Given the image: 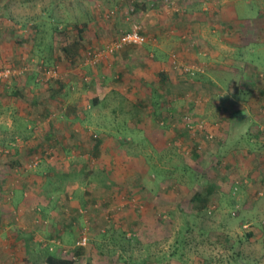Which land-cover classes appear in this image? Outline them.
<instances>
[{"label": "rangeland", "instance_id": "obj_1", "mask_svg": "<svg viewBox=\"0 0 264 264\" xmlns=\"http://www.w3.org/2000/svg\"><path fill=\"white\" fill-rule=\"evenodd\" d=\"M171 2L0 0V69L25 71L0 82V206H8V211L16 208L25 199L19 187L27 197L19 213L2 215L12 225L8 239L0 245L1 264H45L46 252L56 258H74L75 264H235L237 260L264 264L260 211L264 195H258L264 190L251 186L258 180L243 166L253 154L263 152L251 145L247 134L263 118L252 113L250 129L232 121L228 130V117L219 112L222 107L227 112L240 106L229 101L232 92L240 98L245 95L241 89L254 90L257 79L260 89L264 52L258 47L243 49L242 57L253 71L248 65L240 73L235 62H224L227 69L221 66L214 73L205 65L186 63L184 55H174L175 87L167 89L173 97L183 94L177 97L188 99L154 108L147 95L149 83L140 89L138 83L141 78L154 81L160 72L166 75L164 68L151 61L156 43L149 20L154 17L159 25L166 17L169 22L172 19L174 24L163 32L172 30L185 14V6ZM232 9L238 19H260L264 0H240ZM76 23L86 24L82 40L75 33ZM134 25L145 36V45L125 46L96 65L86 63L91 54ZM55 27L57 33L52 31ZM185 37L187 49L194 50V39ZM65 45L77 53L75 65L66 59ZM179 60L185 63L179 65ZM182 66L198 67L201 72H187ZM44 68L55 69L58 77L40 80ZM250 71L255 76H248ZM120 72L125 75L119 81ZM97 76L105 80V90L103 86L98 94ZM213 77L217 88L210 86H214ZM251 81L254 87L247 86ZM91 83L94 91L88 89ZM155 86L158 94L166 87L160 81ZM216 92L220 97L214 102L210 94ZM53 94L59 95L61 103L50 98ZM104 94L105 100L93 107L90 101ZM255 94L254 110H258L259 92ZM164 111L168 115L160 122L161 132L126 127L138 122L139 115L141 123L152 128L154 116L163 117ZM84 112L90 122L73 125L77 120L72 115L83 119ZM116 123L121 133L109 132ZM104 130L109 132L104 140L113 145L106 151L98 146L104 142ZM51 137L65 141L72 150L63 154L53 149ZM39 143L46 147L31 153ZM16 157L19 165L8 166ZM255 158L254 162L259 160ZM251 165L253 172L262 170ZM44 177L51 183L46 185ZM208 183L213 195L208 206L197 212L191 199ZM250 189H256L253 195L247 193ZM246 200H262L259 214L245 211ZM83 236L87 243L78 251L81 246L76 242Z\"/></svg>", "mask_w": 264, "mask_h": 264}, {"label": "crops", "instance_id": "obj_2", "mask_svg": "<svg viewBox=\"0 0 264 264\" xmlns=\"http://www.w3.org/2000/svg\"><path fill=\"white\" fill-rule=\"evenodd\" d=\"M156 1L157 0H148L150 4ZM161 1L168 3V0H161ZM174 1H177L180 6L182 5L185 6V8L183 9L185 10V14L181 15L182 17L180 19L179 24L175 23V25L172 26V30L166 33L163 32V31H167L165 29L166 27L168 28L170 25L174 24L172 22V19L169 22L167 21L168 18L166 17L164 18V23L161 22L159 23V25L155 21L154 17L153 18L151 17V19L153 20H149L150 30L153 31L152 36H154V42L156 43V44H153L154 42L152 41L153 42L152 43L153 53L150 55L152 57L151 61L154 62L155 65H158V68L160 67V68L165 69L166 81H167L166 82L167 85H165L166 86L165 88L168 87L170 89H173L175 87L174 78L171 76L172 74H174V71L171 68L172 66L171 60H172V57H174V55H176L177 57L180 55H184L185 57L182 56L181 58L187 59L185 60L186 63L192 62L193 64H196V65L197 64L205 65L210 70H212L214 73L216 70L220 69L221 66H222V69L225 68V66L222 65L224 62L225 63L235 62L236 64H238L239 68L235 69L237 73L242 72V69L240 68H243L244 70L246 69V66L248 65L250 66V68H252V71H253V65L249 64L242 57V55H246L244 54L245 52H243V49H247V48L250 49V48L258 47L260 52L262 53L264 52V30H263L264 25L262 24V22H264V17L260 19H255V20L238 19V15L235 14L232 8H234V5L238 3L240 0H172L171 3H173ZM235 22L238 24L233 25V23ZM161 24H165V27H160ZM185 35H187L188 38L191 37L194 39L191 43L192 45L196 47L194 50L187 49L186 44L188 42H186L185 44L183 41V39L186 38ZM165 37L166 39H164ZM158 38H162L163 40L161 42L160 41L158 42ZM236 54H238L237 60H235ZM230 55H233V56H230ZM231 57L233 59H231ZM190 59L193 61H189ZM179 61H178L179 65L185 63L184 61L182 62V60L180 62ZM252 71L248 73V76H255V74L253 75L251 73ZM260 72H261L260 73V76H261L260 89L258 88L259 86H257L258 79H257V83H255L254 90L250 88L245 90V88L241 86V88H243L241 90L245 91V95L242 94L240 98H237L238 94L234 95L233 93V95L231 94L230 97L228 98L229 101L232 99V102H234L235 105H240V106L232 110H227V112L224 111L225 109L224 107H222L220 108L219 112H220V115L224 113L223 116L226 115V117H231V118L233 117L231 120V123L232 121H234V124H237V123L244 124V127L245 128L247 127L248 129L251 128L248 126H250V123L253 122L252 121L254 118L253 115L260 114L259 117L263 119L259 121V124L255 126V130L253 131L254 134L257 130L261 132L260 133L261 137L259 140L260 144L259 142H257L258 140H256L257 137L252 138L250 143L252 146L260 147L261 150L264 152V67H260ZM214 77L211 81L212 84H214V86L210 84L208 85L214 88H217L219 84L216 82ZM101 78L104 79L105 76H102ZM87 79L88 78H86V80ZM97 80L99 83L96 84L95 89L98 94V91L99 92L102 91L103 86L105 85L104 84L105 80H100L99 76H97L96 81ZM139 81H142V83L141 82L138 83V88L140 89L142 84L145 85V82L152 84V85L158 83L159 78L155 79L154 81L152 80L151 82L147 81V79L145 78H141V80ZM247 86L254 87V83L251 81L248 83ZM88 89L89 91L90 90L94 91L93 83H91V86L88 87ZM170 89H166V90L164 89L163 91H159V98L165 103H167L168 101H182V100L188 99L185 97H176V96H183V94H180V95L176 94V96L173 97L171 93L172 90ZM103 90H105V86ZM252 91L253 93H251ZM257 91L259 92L260 109L254 110V106H256L254 100H256L255 97H258V95L255 94ZM218 97H220V92L210 94V98H212L214 102H215V99H217ZM103 100H105V94L103 95V97L98 99V101L100 102ZM248 110H250V112ZM72 117L77 120L76 124H73V125H76L78 127H79V124H81L83 121L85 122L87 121L88 123L90 122L89 119L87 120V118H89V115L88 117H86V115L85 116L83 115V119L81 120L79 117H75V115H72ZM141 118L137 119L138 122H136L134 125L132 126L126 125V127L129 128V130L138 129V130H143L145 132L146 130H148L149 133H152L153 131H159V132L162 131L161 128L157 127L158 122L156 123L155 119L153 122L154 123L153 127L151 128V125H149L150 128H147L145 123H141V121L143 120ZM109 124L110 123L108 122L106 126H108ZM160 125H162V123H160L159 126ZM76 126H73V128H76ZM154 126H156L158 130L157 129L154 130ZM75 131L78 132V129H76ZM109 132L114 133V134L115 132L116 134L121 133V131L118 129V123H116L115 125H112L111 130ZM109 132H106V130H104V132L101 133L103 134L102 140H104L105 137L107 138V133ZM109 144H110V141L104 140V142H101L100 144H98V146L100 150L103 149L102 151H106V149H110V147L113 146ZM73 146H76V145L73 144ZM32 147L33 149H30L31 151L34 150L35 148L36 150L37 149L41 150V149H44V147H46V144L39 143L36 145V147L34 146ZM52 147L55 150L62 151L63 154H65V152L68 150H72L71 145H69L68 143L60 139L57 140L56 144H54ZM263 152H261V155L253 154L254 156L253 159L255 160L256 159L255 157H258L259 160H256L254 162L253 159L248 158L243 164L246 172H249V173L251 172L253 174L251 178H255V180H258L253 185L251 184V186H258L260 187L259 189H262V190H264V153ZM237 154L240 156L238 158L241 159L243 154L239 153V151L237 152ZM244 154H247V152H245ZM37 155H38V158L40 159V156H41L40 153ZM57 160H59V158H57ZM15 161L20 162V160L17 159V157L15 158ZM236 161H238L237 158H236ZM58 163L59 162H57V164ZM251 163H253V166L259 165V167L262 170H257L256 172L255 171L253 172L254 168L252 167ZM44 179H46V177H44ZM235 185L238 187L239 183L236 182ZM246 187L248 186H245L244 188ZM19 189L20 190H18V192L19 193L23 192L24 197L22 196V198L23 199L25 198V199L21 201L16 208H13V209L11 208V211H8V206H4V207L0 206V227L2 228V231L0 232V245L4 244L3 242L6 239H8L9 234L11 233V229H9V226L12 225V222H8L7 220H4L2 218L3 213L9 214L12 212L13 214H16V213H19L18 208H21V207L24 208V202H26V198H27L25 197L26 191H24V189L21 190L20 187ZM255 190L256 189H253V190L250 189V191H247V193L253 195ZM258 195L263 196L264 191H262ZM261 199L263 200L262 204L264 206V198H261ZM256 201L243 202L244 203L243 208L245 209V211L253 214L254 216L259 214L257 207H258V202H261V201H258V202ZM260 211L264 215V209ZM23 213L24 212H22L21 214ZM262 223H263L262 228H264V221H262ZM7 226H8V229H5ZM12 235L19 236L14 231ZM1 260L2 259L0 258V264H1Z\"/></svg>", "mask_w": 264, "mask_h": 264}, {"label": "trees", "instance_id": "obj_3", "mask_svg": "<svg viewBox=\"0 0 264 264\" xmlns=\"http://www.w3.org/2000/svg\"><path fill=\"white\" fill-rule=\"evenodd\" d=\"M86 25V24H85ZM85 25H81L80 23H76V24H74L73 25V27L75 28V33H76V35H77V37H78V39L79 40H82L83 39V36H82V33L84 32L83 31V28H84V26ZM52 31L54 32V33H57L58 32V27H55V28H53L52 29ZM128 31H130V30H128ZM128 31H126V32H128ZM139 32H140V29H139ZM123 33H125V32H123ZM122 33V34H123ZM140 34L145 38V36L140 32ZM121 35V34H120ZM146 39H145V43L143 44V45H145L146 44ZM142 45V46H143ZM127 47H130V48H139V47H135V46H127ZM127 47H125V48H127ZM141 47V46H140ZM70 46L69 45H65V46H63L62 47V51H63V53L65 54V56L67 57L66 59H69V61L70 62H72L74 65H75V62L76 61H74V59L76 60V58H75V56H77V53H72L71 51H70ZM125 55H126V52L124 53ZM78 57V56H77ZM87 74H91V73H87ZM120 74H121V76H119L118 77V79H119V81L120 80H122L123 79V76L125 75V73H121L120 72ZM23 75H25V72L23 73ZM159 81H160V83L162 84V82H163V86H165V85H167V81H166V75L164 74V73H162V72H160L159 73ZM36 85V84H35ZM146 85V84H145ZM144 84H142L141 85V87H144L145 86ZM151 85L152 84H149V92H148V94L147 95H149V97H150V100H149V102H151V105L152 106H154V108H156L160 103H163L164 101H162L160 98H159V94L157 93V90L154 88V87H156L155 86V84H153L152 85V87H151ZM140 87V88H141ZM167 88H165V90H166ZM162 90V89H161ZM163 91V90H162ZM232 95H233V92L231 93ZM175 97V96H174ZM177 97V96H176ZM51 99H55V98H57L58 100V103H61V100L59 99V95H57V94H53L52 95V97H50ZM91 104H92V106L93 107H95V106H97V105H99V101H98V98L97 97H94L91 101ZM169 102V101H168ZM167 102V103H168ZM171 103V102H170ZM141 105H142V103H140ZM115 111H117L116 110V108H113L112 109V113H114ZM88 112H84V116L87 114ZM163 113V117L161 116H159V117H155L154 116V119L156 120V123H157V127L158 128H162V127H159V124H160V122H162L163 123V121L165 120L164 118H165V114H167L168 115V111H164V112H162ZM143 117V116H142ZM137 118L139 119V118H141V116H137ZM233 118V117H232ZM232 118L231 117H228V120H227V122H228V126H227V128H228V130H230L229 128V123H231V120H232ZM141 119H143V118H141ZM81 120V119H80ZM232 124V123H231ZM231 130H232V128H231ZM260 131H256L255 132V134H254V132L252 133L251 131L250 132H248L247 134H248V136L249 137H251V139L252 138H256L257 137V139H259L260 140ZM52 138V143H51V146L52 145H54V144H56V141H55V137H51ZM56 139L57 140H59L57 137H56ZM251 139H250V142H251ZM256 139V140H257ZM61 140V139H60ZM54 143V144H53ZM101 142H98V144H100ZM31 153H33L32 151H30ZM11 166V167H14V166H18L19 165V163L17 162V161H15V160H11L9 163H8V166ZM46 185H48V184H50L51 183V181L48 179L47 180V178H46ZM212 185H210L209 183L208 184H206L203 188H202V191H200V192H196V193H194V195H193V197H192V199H191V202L192 203H194V205H193V209L195 210V211H197V212H200L202 209H205L207 206H208V203L210 202V199H211V197H212V195H213V193H212ZM198 202H200V203H202L201 204V206H197L196 204L198 203ZM98 211H96V213H97ZM119 234H121V233H119ZM248 236H250V234L248 235ZM78 248V251L80 250H83L82 248V246L81 247H77ZM78 251L77 252H75V254H78ZM46 257L44 258V260H43V262L45 263V264H75V261H74V258L73 259H71L70 260V258H67V259H62V258H56V257H54L52 254H50V253H48V252H46ZM235 264H244V262L243 261H239V260H237V262H235Z\"/></svg>", "mask_w": 264, "mask_h": 264}, {"label": "built area", "instance_id": "obj_4", "mask_svg": "<svg viewBox=\"0 0 264 264\" xmlns=\"http://www.w3.org/2000/svg\"><path fill=\"white\" fill-rule=\"evenodd\" d=\"M109 15H112L113 12H109ZM140 27L138 25H134L130 31L121 34L115 41L103 47V49L94 52L91 54L85 61L89 65H96L98 62L105 60L108 56L113 54L114 52L120 50L125 46H135L140 47L145 43V38L139 32ZM183 65V64H181ZM183 69L187 72H201V69L198 67H185L182 66ZM192 70V71H191ZM25 71L23 69L17 67H4L0 69V82L6 81L14 77L21 76ZM58 77V73L55 69L52 68H44L40 80L48 81L50 79H56ZM236 188V187H235ZM87 243L86 236L81 237L77 242V246H84Z\"/></svg>", "mask_w": 264, "mask_h": 264}]
</instances>
